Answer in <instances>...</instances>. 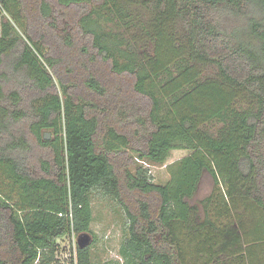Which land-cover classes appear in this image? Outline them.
<instances>
[{"label": "trees", "instance_id": "1", "mask_svg": "<svg viewBox=\"0 0 264 264\" xmlns=\"http://www.w3.org/2000/svg\"><path fill=\"white\" fill-rule=\"evenodd\" d=\"M127 149L191 152L159 184ZM94 188L133 264H264V0H0V264H59Z\"/></svg>", "mask_w": 264, "mask_h": 264}, {"label": "rangeland", "instance_id": "2", "mask_svg": "<svg viewBox=\"0 0 264 264\" xmlns=\"http://www.w3.org/2000/svg\"><path fill=\"white\" fill-rule=\"evenodd\" d=\"M113 26L114 25L110 24L109 27H111V30L115 32V28H112ZM134 129L135 128H131L132 133H134ZM28 138L32 141L30 135H28ZM142 138L143 133L139 134L138 138L134 133L132 134L131 143L133 145L138 144ZM190 152L191 151L188 149H173L170 151L165 164L142 163L143 167L137 160L138 156L136 152L127 149L123 153L124 158H118L117 161H114V163L116 171L122 180H124V175L127 171L133 173L136 169L142 167L147 170L146 174L152 182L161 184L165 183L170 177L166 165L189 154ZM35 153L38 156H45L47 154L39 148H35ZM212 189V176L205 171L201 176L198 189L194 197L190 200V203H194L205 198L211 193ZM89 194L92 220L90 222L89 229L86 232L92 237V242L90 244L91 264H133L130 259L122 254V247L129 235L128 220L120 202L107 195L100 188L92 189ZM129 201H131L130 198L128 199V202ZM133 203L134 202H129L130 205ZM74 238L76 240L77 235L70 234L57 239L59 243V251L57 254L59 264H68L69 255L72 253L73 249H75L73 241Z\"/></svg>", "mask_w": 264, "mask_h": 264}, {"label": "water", "instance_id": "3", "mask_svg": "<svg viewBox=\"0 0 264 264\" xmlns=\"http://www.w3.org/2000/svg\"><path fill=\"white\" fill-rule=\"evenodd\" d=\"M45 137H47V138L49 137V133L48 132L45 134ZM91 242H92V237L86 231L80 233L77 236V246L79 248H83V247L89 246L91 244Z\"/></svg>", "mask_w": 264, "mask_h": 264}, {"label": "built area", "instance_id": "4", "mask_svg": "<svg viewBox=\"0 0 264 264\" xmlns=\"http://www.w3.org/2000/svg\"><path fill=\"white\" fill-rule=\"evenodd\" d=\"M141 164L143 163V164H147V163H149V162H147L146 160H142V159H137ZM142 164V165H143ZM74 237V236H73ZM73 241H74V247H75V243L77 244V238H76V240H75V238L73 239ZM73 255L75 256V249H74V252H73Z\"/></svg>", "mask_w": 264, "mask_h": 264}, {"label": "crops", "instance_id": "5", "mask_svg": "<svg viewBox=\"0 0 264 264\" xmlns=\"http://www.w3.org/2000/svg\"><path fill=\"white\" fill-rule=\"evenodd\" d=\"M221 259H222V261H227L228 264H230V263H229V259H227V260H226V258H221Z\"/></svg>", "mask_w": 264, "mask_h": 264}]
</instances>
